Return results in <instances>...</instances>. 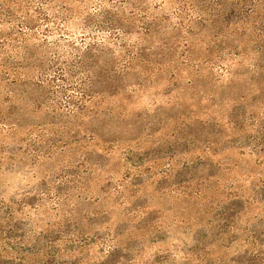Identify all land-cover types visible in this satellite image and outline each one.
Here are the masks:
<instances>
[{"label":"trees","instance_id":"1","mask_svg":"<svg viewBox=\"0 0 264 264\" xmlns=\"http://www.w3.org/2000/svg\"><path fill=\"white\" fill-rule=\"evenodd\" d=\"M199 64L204 66L203 76L206 73L217 82L216 72L222 82V87H211L208 94L203 91V101L215 99L219 91L232 94L223 103L236 113L220 119L228 132H247L248 142L262 141L264 135L252 127L264 123V0H0V162L14 156L2 143L25 128L28 140L24 144L32 154L22 152L23 164L29 157L36 163L62 158L55 167L60 172L71 167L79 170L52 175L45 191L7 199L0 215V262L30 264L29 257L35 255L37 260L31 264H51L79 255L80 264H87L96 254L92 246L97 243L88 234L79 237L80 231L86 232L76 229L79 199L95 203L122 192L121 185L112 187L105 181L106 168L113 161L120 165L123 160L129 169L141 168L117 156L120 146L111 143L114 140L100 142L93 123L123 109L122 101L134 104V93H145L147 87L150 91L152 81L160 76H167L180 91L178 82L185 74L182 86L192 88V73H197ZM177 100L173 96L168 103L174 106ZM15 101L23 107L31 105L34 111L43 110L36 134L29 133L32 124L26 127L14 116ZM203 112L191 113L184 120L209 123ZM80 131L87 134L80 135ZM207 136L204 151L210 153L214 142ZM83 139L97 149L87 153ZM93 155L104 162H92L89 156ZM101 179L102 196H87V190L92 192V185ZM202 184L203 179L195 180L182 188ZM29 197L36 202L28 201ZM119 197L126 200L125 195ZM147 213V205L140 204L124 215L142 221ZM100 214L90 211L88 215ZM24 220L27 233L15 230L14 223ZM146 223L152 234L156 223ZM134 230L139 229L126 232ZM28 233L39 248L27 255L29 250L18 245ZM122 238L123 233L109 231L106 241L99 242L103 248L99 258L121 248Z\"/></svg>","mask_w":264,"mask_h":264},{"label":"rangeland","instance_id":"2","mask_svg":"<svg viewBox=\"0 0 264 264\" xmlns=\"http://www.w3.org/2000/svg\"><path fill=\"white\" fill-rule=\"evenodd\" d=\"M184 69L189 71L190 68ZM203 69L204 66L199 64L197 73H192V88L187 85V89L183 88L185 74H181L180 91L175 90V83L168 81L167 76H160L157 81H152L150 91L147 87L145 93H134L135 96L131 97L134 104L124 105L122 101L123 109L116 110L103 122L93 123L100 142L114 140L111 143L120 146L117 156L126 158V162L127 158L131 159L133 163L141 164V168L135 170L130 166L129 169L123 160L120 159V165L113 161L106 168L108 177L105 181L112 187L121 185L123 188L119 190L122 192L112 194L111 198L102 197L103 201L95 203L79 199L81 205L77 209L80 214L76 229H86L84 234L79 232V237L89 235L97 243L92 246L96 254L89 257L87 264H264V136H261L264 135V123L252 127V130H258L262 141L248 142L247 132L230 134L220 119L236 113L223 103L232 94L219 91L215 99L203 101V91L208 94L211 87H222L218 73L213 76L218 80L214 82V78L206 73L203 76ZM173 96L178 99L174 106L168 103ZM14 107V116L24 126L32 124L29 133L36 134L43 122L40 118L43 110L34 111L29 104L23 107L20 101H15ZM189 110L196 115L207 111L203 113L208 115L209 123L192 122L190 125L184 120L192 116ZM26 134L25 128L20 129L13 138L2 143L14 156L0 162V198L3 203L0 215L5 212L3 206L7 199L24 192L45 191L48 182L53 180L52 175L57 177L59 173L66 175L64 172L74 174L79 171L71 167L60 172L55 167L62 158L36 163L29 157L23 164L24 153L32 154L30 147L24 144L28 140H25ZM86 134L80 131V135ZM207 135L214 142L210 153L204 151ZM82 143L89 154L97 149L87 139ZM212 151L216 155L213 156ZM89 157L98 165L104 162L95 155ZM202 179V185L182 188L189 182ZM102 182L101 179L93 184L92 192L87 190L86 195L101 197L98 187ZM137 185L141 188L138 189ZM122 195L126 200H120ZM33 199L29 197L28 201L35 203ZM140 204H146L148 210L142 221L124 215ZM90 211L102 214L92 217L88 215ZM151 220L156 223V230L148 234L146 222ZM26 222H15L14 229L27 233ZM137 227L136 232H126ZM72 229L70 227L69 231ZM113 230L123 233L121 248L99 258L102 248L99 242L106 241L107 233ZM30 235L28 233L26 241L18 245L29 250L27 255L39 248L38 242H34ZM80 258L78 255L75 259L55 260L51 264H80ZM36 260L35 255L29 257L30 264ZM0 264L8 263L2 261Z\"/></svg>","mask_w":264,"mask_h":264}]
</instances>
